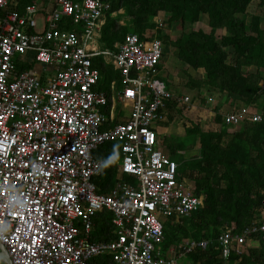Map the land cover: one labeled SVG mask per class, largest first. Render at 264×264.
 <instances>
[{
    "label": "built area",
    "instance_id": "2783aa9c",
    "mask_svg": "<svg viewBox=\"0 0 264 264\" xmlns=\"http://www.w3.org/2000/svg\"><path fill=\"white\" fill-rule=\"evenodd\" d=\"M49 2L0 0V242L11 264H106L100 257L110 264H180L208 240L162 246L165 220L203 205L193 182L158 145L154 124L176 97L158 78L163 43L145 30L102 47L106 17L121 9L110 11L105 0ZM155 22L163 27L162 20ZM118 23L125 24L123 17ZM28 52L29 61L49 70L45 80L18 67ZM98 57L121 77L119 88L110 82V103L97 88L100 75L92 62ZM124 98L131 99L129 111L115 122L116 102ZM223 119L239 125L262 115L241 109ZM109 141L119 145L121 157L117 180L102 193L93 178L103 160L94 152ZM122 173L135 183L122 180ZM101 209L112 212L111 240L92 238ZM254 234H260L264 256V190L249 225L219 233L222 258L243 252Z\"/></svg>",
    "mask_w": 264,
    "mask_h": 264
},
{
    "label": "trees",
    "instance_id": "16d2710c",
    "mask_svg": "<svg viewBox=\"0 0 264 264\" xmlns=\"http://www.w3.org/2000/svg\"><path fill=\"white\" fill-rule=\"evenodd\" d=\"M105 1L110 2V11L121 9V12L115 17H106L99 38L104 46L112 48L114 42L123 41L129 32L142 36L146 29L152 30L153 36L163 43L164 55L169 45L174 46L181 65L203 69L204 78L194 79L188 75L187 86L196 88L206 84L207 91H226L245 106L255 107L262 115L259 121L245 119L239 125H227L219 108L215 107L214 122L219 125L218 129L202 130L193 122L185 128L187 134L198 137V150L183 163L179 162L177 169L180 172L186 163L187 170L183 174L193 182L192 192L202 198L203 205L178 220L173 216L167 218L163 224L162 246L181 244L187 238L207 239L206 247L195 246L185 255L188 264H264L261 243L241 253L232 250L227 259L222 258L217 246V237L225 227L239 232L259 215L264 190V27L261 28L255 13L245 22L252 0ZM259 5H264V0H259ZM159 12L168 13L163 24L178 26L181 32L176 39L163 34L160 26L151 20ZM205 14L210 29H193L192 24ZM121 15L127 17L123 25L118 23ZM219 29H224L225 33L217 34ZM92 64L100 75L97 88L105 89L110 103L107 83L118 79L119 75L101 57L95 58ZM168 103L166 101V106L171 105ZM119 150L117 143L109 141L100 144L94 152L95 157L103 160L99 175L93 178L99 192L107 193L117 180ZM121 179L135 183L134 177L126 173L121 174ZM93 219V239L115 237L110 210H99ZM253 237L259 240L260 234ZM98 259L110 264L109 259Z\"/></svg>",
    "mask_w": 264,
    "mask_h": 264
},
{
    "label": "crops",
    "instance_id": "0c3cea01",
    "mask_svg": "<svg viewBox=\"0 0 264 264\" xmlns=\"http://www.w3.org/2000/svg\"><path fill=\"white\" fill-rule=\"evenodd\" d=\"M49 1L50 0H35L34 2H36V3L39 2V3H44L45 5H47V4L50 5L51 3ZM23 2H24V0H23ZM254 13L259 16V19L261 22L260 25H261V28H263L264 27V5H262V6L259 5V0H252L250 2V4L248 5L247 14L245 15V22L246 23H248L250 21V15L254 14ZM167 14L168 13H166V12H159L158 15L153 16V17H155V19H151V20L153 22H155L156 19H160V20H162V22H164L165 19L167 18ZM122 17H123V22L127 23L126 22L127 17L126 16H122ZM202 23H203V25H202ZM192 28L193 29L201 28L205 31L209 30L210 28L207 24V15L206 14L202 15L201 19L199 21L192 24ZM146 30H149V29H146ZM220 30H223V31H220ZM162 32H164V31H162ZM216 33L217 34H224L225 31H224V29H219L216 31ZM99 45L102 47H108V46H104L102 43ZM165 54L167 55V50H166ZM27 55H28V58H27L28 61L23 63V64L20 61H17L18 65H22L23 66L22 69L30 70L34 75L39 77L41 80H45V78L48 75L47 72H49L47 67H42L41 65L36 64V62L33 60V58L31 61H29L31 59L32 52H28ZM164 56L165 55L163 54V56L159 62L158 78L160 80H162L163 82H165L167 87L175 94L176 97L168 103L171 105L166 106L165 111H164V115H165L164 119L162 121H158L154 124L155 125V132H156L157 140H158V145L160 148H161V145H160L161 144V138L165 135V132L167 130H168V132L172 131L177 135L184 134V133H186L185 128L188 126H191L192 122L195 123L192 120V117L194 119V115H197V113L201 116L204 115L203 109L200 106V102L204 101L202 93H204V91L206 92L209 88L208 85H206V84H202L196 88H192V87L190 88L189 86H187V83H186V81L189 78L188 75H190L194 79H197V78L203 79L204 78L203 69H201V68L197 69V70L202 71L201 75L200 74L194 75L192 73H189L188 69H192V68H188V67L182 68L183 65H181V63L178 61L176 56H175L176 62H173V61L169 62V63H173V65H171L172 66L171 68L167 69L166 68V66H167L166 62L167 61H163ZM165 60H169V58H167ZM17 62H16V64H17ZM105 64H107V63H105ZM175 65H176V67H178L177 69L175 68ZM192 70L194 72L197 71L194 69H192ZM176 71L177 72L181 71L182 73L186 74L187 80L183 81L182 83L179 82L178 80L180 78L178 76V73H176ZM163 77H164V79H163ZM177 77H178V79H177ZM165 78H166V80H165ZM99 81H100V79H99ZM112 81H114L116 83L117 88H119L121 86V77L119 76L118 79H112L107 83V89L110 90V82H112ZM181 84H184V86H180ZM100 89H103V88H100ZM103 90H105V89H103ZM207 93L210 95L209 97H211V100L213 99L212 95L216 96V99L214 101L215 104L213 106V110L215 107L219 108V113L222 116L225 114H228L229 112L233 111L234 109L235 110L247 109L248 112L249 111L250 112H258L255 107L245 106V104L242 103V101H240L237 97H234L232 95H228L226 91L219 92L218 90H212V91H207ZM195 94H200L199 102L196 101ZM183 96L188 97L189 102H183V101H180L178 99V98L183 97ZM211 100L206 99L205 102H209ZM130 101H131V99H129V98H124L122 101L117 100L116 105H115L116 109H115V119L114 120H122V119L126 118L127 113L129 111V108H130ZM212 121H213L212 122L213 125H216L217 126L216 128L218 129L219 125L214 122V111H213ZM200 128L202 130H206V129H203L201 126H200ZM197 144H198V137H197ZM196 148H198L197 145H196ZM163 152H165L166 154L170 153V151L166 152V150L165 151L163 150ZM190 182H192V181L190 180ZM259 246H260L259 240L255 239V238L250 239L247 243V247H259ZM0 264H2V263L0 262Z\"/></svg>",
    "mask_w": 264,
    "mask_h": 264
},
{
    "label": "rangeland",
    "instance_id": "374dc122",
    "mask_svg": "<svg viewBox=\"0 0 264 264\" xmlns=\"http://www.w3.org/2000/svg\"><path fill=\"white\" fill-rule=\"evenodd\" d=\"M121 17H122V15H121ZM202 25H203V23H202ZM161 31H164V32H162L163 34H165V32L167 34H169L170 39H172V40L176 39L180 35V32H181L178 29V26L175 27V25H172V26L168 27L165 24H163ZM220 31H223V30H220ZM166 50H167V55L165 54L163 61H167L166 62V65H167L166 68L169 69L172 67L171 65H173V63H169V62H172V61L176 62V60H175V48H174V46L169 45ZM167 58H169V60H165ZM175 68L177 69L178 67H176V65H175ZM182 68H186V66L183 64ZM188 70H189V73H192L194 75H199V74L201 75V73H202V71H200V70H197L195 72L192 69H188ZM176 73H178V76L180 78L178 80L179 82L182 83L183 81L187 80L186 74L182 73L181 71H179V72L176 71ZM163 79H164V77H163ZM177 79H178V77H177ZM165 80H166V78H165ZM180 86H184V84H181ZM202 95H203L204 101L200 102V106L203 109L204 115L201 116L197 113V115H194V119L192 117V120L195 123H198L203 129H206V130L214 129L217 127L216 125H213V123H212L213 122L212 121L213 106L215 104L214 101L216 99V96L212 95L213 99L209 102H205L207 97H209L210 95L207 93V91L206 92L204 91V93H202ZM195 97H196V101L199 102L200 94H195ZM160 145H161L162 150H164V151L166 150V152L170 151V153L168 154L169 155L168 157L172 160H175L178 164H179V162H180V164H181V162L183 163V161L188 159L191 155L195 154L198 150V148H196V145L198 147L197 136H195L193 134H187V133L177 135L172 131L168 132V130L165 132V135L161 138V144ZM178 148H179V150H178ZM180 169L179 170H180L182 176L187 180L188 178L185 177L183 174L184 171L187 170L186 163H184ZM180 264H188V261L184 256L180 259Z\"/></svg>",
    "mask_w": 264,
    "mask_h": 264
},
{
    "label": "water",
    "instance_id": "95a60500",
    "mask_svg": "<svg viewBox=\"0 0 264 264\" xmlns=\"http://www.w3.org/2000/svg\"><path fill=\"white\" fill-rule=\"evenodd\" d=\"M0 262L2 264H11L8 252L1 242H0Z\"/></svg>",
    "mask_w": 264,
    "mask_h": 264
},
{
    "label": "bare ground",
    "instance_id": "6f19581e",
    "mask_svg": "<svg viewBox=\"0 0 264 264\" xmlns=\"http://www.w3.org/2000/svg\"><path fill=\"white\" fill-rule=\"evenodd\" d=\"M216 251V250H215Z\"/></svg>",
    "mask_w": 264,
    "mask_h": 264
}]
</instances>
